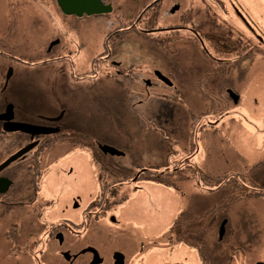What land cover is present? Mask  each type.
Segmentation results:
<instances>
[{
  "label": "flooded vegetation",
  "instance_id": "flooded-vegetation-1",
  "mask_svg": "<svg viewBox=\"0 0 264 264\" xmlns=\"http://www.w3.org/2000/svg\"><path fill=\"white\" fill-rule=\"evenodd\" d=\"M75 3L66 0L65 12L58 0H0V264H264L256 229V215L264 214L230 215L237 202L264 199V188L247 184L264 164L210 176L193 139L195 124L213 130L222 122L223 113L208 118L212 105L239 100L240 66L255 68L256 51H264L251 22L256 13L241 0H94L99 11L81 15L71 12L79 9ZM17 41L38 42L37 49L16 55ZM193 93L201 96L192 101ZM151 95L178 112L186 107L184 127L192 129L191 138L181 140L159 131L164 158L157 162L132 154L131 132L126 149L114 144L122 110L107 107L100 114L98 108L100 100H118L138 120L136 133H147L154 125L143 105ZM196 106L204 109L198 116ZM20 123L33 130H8ZM44 143L54 144L51 161L39 162L33 151ZM74 150L89 157L95 176L78 193L59 194L50 165L57 152ZM190 173L197 175L196 189L214 185L213 207L198 191L194 205L181 184L164 177L176 174L183 183ZM154 175L166 183L150 179ZM230 177L241 190L234 196ZM151 184L180 189L184 199L160 201L172 215H153L142 201Z\"/></svg>",
  "mask_w": 264,
  "mask_h": 264
},
{
  "label": "rangeland",
  "instance_id": "rangeland-1",
  "mask_svg": "<svg viewBox=\"0 0 264 264\" xmlns=\"http://www.w3.org/2000/svg\"><path fill=\"white\" fill-rule=\"evenodd\" d=\"M241 1L250 5L249 7L252 13H256L255 15H252L251 22L253 24L254 33H261L264 43V14H262L264 13V0ZM37 44L38 42L28 43L26 47L24 43L17 41L14 42L12 50L16 55L19 54L21 56L28 57V51L36 50ZM250 65L251 64L247 62L245 66H240L238 71L239 78L237 77L238 83L235 87L236 92L239 95L237 104L233 102L234 100L227 97V104L223 107H220L219 105H212L213 108L210 111V114H213V116H209L208 118L216 121L215 119L218 115L223 113L222 122L220 120L217 123H214L213 126L216 125V127L213 130L208 128H206V130H200V128L197 130V125L195 124L193 139L195 145L197 140L198 145V151L196 148L197 152L195 151V153L200 156L201 160L199 162L205 168V172L209 173L210 176L230 171H237L241 173L245 171L247 167H250L252 163L255 164V162L264 164V51L257 50L254 58L255 68ZM190 95L192 96V101L193 99L197 100V97L201 96L199 93H193ZM117 101L109 99L98 101L100 114H103V109L106 110L107 107L114 106L117 113L118 110H122V112L118 114V121L116 123L117 126L122 124V127H119L116 132L112 133L114 144L117 146L120 145L126 149V143H130L131 137H129V135L131 132V134L135 137V141L132 142L133 149L131 152L139 159L150 160L152 162L163 160L164 157L161 152V146L159 145V141L162 137L160 134L162 129L165 131L166 128L169 132L178 134L179 137H181L180 140L184 134H187L190 138L192 136V129L189 131L184 127V125L188 122L184 119L185 116H188L186 107L183 112L181 110L178 112V110H175L170 103L165 102L164 99H160V97L156 95H151L144 102L143 110L148 116V122L150 121L152 122V125H154V129L151 127L147 133L140 131V134H137L133 129L134 126L132 125L138 122V120H136L134 115L127 116L124 112L123 105ZM194 103L197 105L200 104L198 101ZM203 104L209 107L210 103L205 101ZM203 110L204 109L202 107L196 106L195 111L193 110V112H196V115L198 116L200 115L198 113ZM203 115L204 114H202V116ZM101 119L103 120V118ZM197 123L199 126L202 122ZM206 126L204 125V127ZM114 129L115 128L113 127V130ZM105 135L107 134H101L103 138H105ZM53 145V143H44L42 147L35 148L33 156L35 157L36 154H39L38 161H41L42 159H44V161H51L49 158V148ZM58 146L64 145L56 143V147ZM174 148L175 149L173 151L175 153L176 146H174ZM64 149V147H60V149L56 150ZM126 155L128 156L130 154L126 153ZM120 160H122L123 163L128 161L127 158H120ZM52 162L53 163L50 165L51 171L49 173L51 174L52 184L55 189L58 190L59 194L78 193L83 189L85 183L84 181L88 180V178L92 176H95L89 157L83 152H79L77 150L67 152L65 155L61 152H57V156ZM258 169L259 168H257L255 173L252 174L255 176L256 180L254 182L247 181L249 182L247 183L248 185L253 186L256 189H260L258 187L264 188V167H262L259 172ZM190 176L191 178L187 179L183 183L179 180V176L176 174L165 175L164 177H167L166 180L170 181L172 184H181L180 188L184 190V193L187 195V199L191 203L196 201V198L198 197L196 195V191H198V195L201 193L203 195V199L207 201V206L215 204L216 200H218L215 197L217 192L210 191L214 185L208 184L209 181L203 182L201 186L196 189L194 182H197V175L194 176L193 173H190ZM232 181L235 180L230 177L228 183L229 185L233 184V187H235V189H231L234 191V196V193H238L241 190L239 189V186L232 183ZM166 189L157 184H151V186L149 185L147 192H144V198L142 201H144L149 208L152 207L150 212L153 215H172V208L160 206V201L164 202L166 199L176 201L179 197L184 199V197L181 196L180 189L177 188L176 190L179 194L177 192L175 193L172 189ZM168 190L170 192H168ZM137 200L138 199L135 201ZM196 204L197 202L194 203V205ZM230 208L232 209V214L230 213V215L232 218L234 216V220L235 212L238 210H241V215H248V217H250L252 212L264 214V199H253L250 204H246L244 201L237 202ZM150 212L148 213L149 216H151ZM256 218H261V221L256 226V229H258L259 232H262V234L259 235V239L261 240L264 251V228L262 229V226H264V217L256 215ZM139 227L141 228L142 224H140ZM139 227H136V229H139ZM153 237L154 236L150 234L141 235L142 239Z\"/></svg>",
  "mask_w": 264,
  "mask_h": 264
},
{
  "label": "water",
  "instance_id": "water-1",
  "mask_svg": "<svg viewBox=\"0 0 264 264\" xmlns=\"http://www.w3.org/2000/svg\"><path fill=\"white\" fill-rule=\"evenodd\" d=\"M59 4L61 6V9H63L65 12H67V8H66V0H58ZM76 3L74 4V6L79 7L78 8H74L71 10L72 13H75L77 15H81L82 12H86L87 14H92V12H96L99 11L95 6L94 0H80V2L77 3L78 0H74ZM234 99V98H233ZM235 103L237 102V99H234ZM23 130L26 132H31L33 130V125H27V124H15L14 128H9L8 130ZM7 130V129H6ZM33 146V144L30 146H26L24 148H22L18 154L11 156L9 159H7L3 164H8L9 162H11L12 159L16 158L17 156L22 155V153H25V151H27L28 149H30ZM108 149V151H110L111 153H115V155L120 156V154H123L121 151L117 150L116 148H106ZM220 236L222 235L223 232V224H221L220 227Z\"/></svg>",
  "mask_w": 264,
  "mask_h": 264
},
{
  "label": "trees",
  "instance_id": "trees-1",
  "mask_svg": "<svg viewBox=\"0 0 264 264\" xmlns=\"http://www.w3.org/2000/svg\"><path fill=\"white\" fill-rule=\"evenodd\" d=\"M163 176L160 175H154V177L150 178L153 179V181L157 182V183H166V180L163 179Z\"/></svg>",
  "mask_w": 264,
  "mask_h": 264
}]
</instances>
